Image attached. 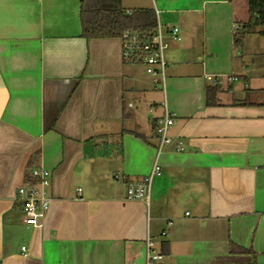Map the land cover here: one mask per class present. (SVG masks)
<instances>
[{"label":"crops","instance_id":"0c3cea01","mask_svg":"<svg viewBox=\"0 0 264 264\" xmlns=\"http://www.w3.org/2000/svg\"><path fill=\"white\" fill-rule=\"evenodd\" d=\"M243 1L123 0L179 30L161 88L125 62L121 39L81 37L79 0H0V264H146L147 239L157 264H264V71L252 76L233 47ZM165 110L176 125L162 176L149 205L131 201ZM31 162L51 174L38 229L18 195Z\"/></svg>","mask_w":264,"mask_h":264},{"label":"built area","instance_id":"2783aa9c","mask_svg":"<svg viewBox=\"0 0 264 264\" xmlns=\"http://www.w3.org/2000/svg\"><path fill=\"white\" fill-rule=\"evenodd\" d=\"M158 15V13H157ZM237 28H235V33ZM179 40V30L177 28H163L159 21L155 32L149 33H126L122 40L123 57L126 63L144 67L146 74L154 80V84L163 87L167 75V63L165 61V52L167 50L166 37ZM211 81V79H210ZM229 82L235 79L229 78ZM215 85L222 83L213 81ZM176 125V118L173 113L165 110L157 125V160L149 176L138 182H127V196L131 201H141L149 205L152 193V185L156 178L162 176V170L159 166V157L166 145L172 143L169 137L171 128ZM177 152L182 153L185 146L182 142H178L176 146ZM32 177L38 179V183L34 186H26L19 190V197L22 199V210L24 215V224L30 228L38 229L45 218L48 211L49 202L45 197L44 190L49 187L51 174L47 171L35 170ZM120 178L116 177V180ZM81 193V190L78 191ZM171 225V224H169ZM163 237L166 236L164 233ZM155 244L151 239L146 241V264H157L162 261L163 257L154 252ZM26 248H22L25 255Z\"/></svg>","mask_w":264,"mask_h":264},{"label":"trees","instance_id":"16d2710c","mask_svg":"<svg viewBox=\"0 0 264 264\" xmlns=\"http://www.w3.org/2000/svg\"><path fill=\"white\" fill-rule=\"evenodd\" d=\"M81 3V37L92 39H122L128 33L153 34L157 27L156 15L153 10H136L126 12L123 0H79ZM249 20L240 23L233 38V47L237 56H241L247 36L264 37V0H246ZM217 87H209L206 92L207 108L218 106ZM137 139L146 142L138 133ZM34 162H31L25 177L26 186H34L39 181L32 177Z\"/></svg>","mask_w":264,"mask_h":264},{"label":"rangeland","instance_id":"374dc122","mask_svg":"<svg viewBox=\"0 0 264 264\" xmlns=\"http://www.w3.org/2000/svg\"><path fill=\"white\" fill-rule=\"evenodd\" d=\"M146 1V0H144ZM132 3L133 0H130ZM244 2V1H243ZM246 4V1L244 2ZM261 54V55H260ZM264 37H260L257 35H250L246 38L244 43V49L242 52V58L240 57L239 65L241 62H246V64L250 67V72L252 76H259L264 71ZM260 59V60H259ZM257 60V63L253 62ZM259 60V61H258ZM252 87L257 86L255 82L250 83ZM249 86V84H247ZM259 86H264L259 85ZM236 88H240L244 90V82L237 84ZM244 92L240 90L236 93L237 100H245L246 97L243 94Z\"/></svg>","mask_w":264,"mask_h":264}]
</instances>
